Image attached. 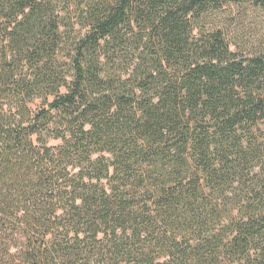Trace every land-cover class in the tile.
I'll use <instances>...</instances> for the list:
<instances>
[{"label": "trees", "instance_id": "obj_1", "mask_svg": "<svg viewBox=\"0 0 264 264\" xmlns=\"http://www.w3.org/2000/svg\"><path fill=\"white\" fill-rule=\"evenodd\" d=\"M0 264H264V0H0Z\"/></svg>", "mask_w": 264, "mask_h": 264}]
</instances>
